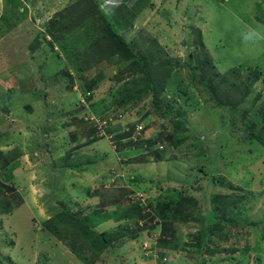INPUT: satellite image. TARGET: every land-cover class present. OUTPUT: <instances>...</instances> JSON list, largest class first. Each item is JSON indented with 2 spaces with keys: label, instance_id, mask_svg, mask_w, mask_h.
I'll return each instance as SVG.
<instances>
[{
  "label": "rangeland",
  "instance_id": "374dc122",
  "mask_svg": "<svg viewBox=\"0 0 264 264\" xmlns=\"http://www.w3.org/2000/svg\"><path fill=\"white\" fill-rule=\"evenodd\" d=\"M131 2L134 5L133 0L117 2L118 33L132 44L141 36L140 48L133 44L136 51L142 49L140 53L151 51L150 40H157L167 57L179 64L177 71L187 86L173 99L158 96L171 112L155 106L149 93L121 105V99L134 95L142 83L143 70L149 68L150 61L142 60L139 66L131 61L133 58L123 61L119 53H105L103 41L109 44V40H102L96 30L75 52L86 70L71 88L72 80L58 74L66 62L59 44L56 49L62 58L56 55L43 62V53L49 52L46 46L41 54L31 53L32 41L42 31L45 38V27L54 29L51 19L69 0H0V83L13 87L9 106L22 107L18 112L16 107H9V117L10 113L15 115L7 122L13 117L19 121L12 123L11 119L9 130L0 129V135L4 132L9 136V140L0 136V179L19 192L15 199L18 206L11 213H0V264H83L63 242L41 228L42 221L58 209L53 196L70 210L94 212L114 209L112 202L120 198L121 204L141 203L138 221L144 227L153 226V233L143 241L113 242L95 264H138L141 257L155 260L150 249L155 248L154 241L163 239L161 229L172 231H167V240L177 246L166 250L164 261L156 260V264H264V170L259 172L264 165V147L247 130L257 126L248 121L255 109L249 110L250 103L264 104V42L246 44L241 35L246 26L264 31V0H154V6L143 15L137 14ZM77 3L87 5L82 0ZM200 41L206 48L199 45ZM206 55H211L210 62L221 80L231 68L242 73L255 70L254 76H258L249 77L253 87L249 93L246 90L245 100L231 104L221 92L212 96L218 76L206 87L193 78L190 64L202 63ZM228 75L225 86L233 81ZM240 81L234 83L239 85ZM166 95L169 97L170 91ZM0 97L4 99L3 94ZM257 111L262 108L257 107ZM137 121L146 122L145 136H159L153 145L143 142L141 148L128 136L125 127L132 128ZM99 122L103 126L96 134ZM88 129L94 133L89 134ZM120 138L122 147L118 145ZM160 144H164L162 158L146 161L148 152L159 149ZM38 160L51 169L44 168V173ZM7 167L9 171L4 170ZM72 168H84L80 181L73 177ZM88 175L90 180L83 177ZM229 184L236 188L232 191ZM134 187L138 189L136 197ZM140 189L145 190L144 196ZM176 190L181 194L176 196ZM228 192L246 196L236 210L239 213L233 216L238 226L230 222L222 228L209 225L213 232H205V238L201 220H195V210L201 216L209 214L208 220H216V214L220 218L225 204L214 197L221 211L214 210L212 196ZM174 197H178V206L193 207L190 218L163 223L158 199L163 206ZM197 204L199 207L194 208ZM165 212L172 217L175 210ZM128 221L120 219L108 226L114 228ZM98 226L110 229L104 228L105 224ZM230 238L237 239L238 244L234 250L224 251ZM246 240L252 245L244 252L240 249Z\"/></svg>",
  "mask_w": 264,
  "mask_h": 264
},
{
  "label": "trees",
  "instance_id": "16d2710c",
  "mask_svg": "<svg viewBox=\"0 0 264 264\" xmlns=\"http://www.w3.org/2000/svg\"><path fill=\"white\" fill-rule=\"evenodd\" d=\"M78 0H69L68 5L64 6L61 11L57 12L53 19H51V23L54 24V29L51 30L45 27V35H50V38L45 39L44 38V31L40 32V37H37L32 41V45L30 46L31 50H41L44 46L48 48L49 52H45L46 57H54V56H60L61 53L57 51V49H54V47H57L59 44V47L63 51L64 59L66 60L64 67L58 71V74L61 76H64L70 81V88L73 87L75 79L77 80L79 75L83 73L85 68V64L83 63V60H80L76 57V51L80 48L79 45L84 44L87 42V39L89 40L91 36H93L94 31H98L99 37L102 38V40H109V44L107 42H104V45H102V50L107 53L110 52L113 54L119 53L120 57L122 56L123 61L130 60L137 63L136 65L142 66V60L143 61H150L149 68L145 71L143 70V73L145 74L142 78V83L138 84V89H134L133 91L134 95L128 98L121 99L120 102L121 105L125 104L127 100L135 99L139 96V94L142 93H149L152 97V103L157 106L160 109H163L165 107V112H171L168 104H161L158 100V96L162 94L165 95L163 98H171L179 93V89L187 90V86L185 82H183L182 75L180 72L177 71L178 63L173 62V60L169 59L167 57L168 53L165 51V48H163L157 40H153V42L150 40V46H152L151 51L147 50L144 51V53H140L142 49L138 52L134 48L139 47L140 41H142V38L140 36L139 40L133 42V44H136L135 47L133 46L132 42H129L121 36L117 31V24L119 22V17L117 15L118 8L117 5L124 4L125 0H82L87 5L86 7L79 6V3H77ZM134 5H131L135 8V11H137V14L143 15L145 12L149 11L154 6V0H133ZM117 2H120V4H117ZM139 3V5H138ZM109 5L106 9L107 12H105V6ZM123 6V5H122ZM132 9V8H130ZM91 10V11H87ZM133 10V9H132ZM88 12V13H87ZM134 17V14H132ZM123 16V15H122ZM118 17V19H117ZM132 17V18H133ZM118 20V21H117ZM123 22H127L123 21ZM48 29V30H46ZM196 29H199V27H196ZM77 30L79 35L77 34ZM200 33V30H198ZM77 34V35H76ZM69 35H74L75 37L69 39ZM201 35V34H200ZM202 36H200L201 38ZM135 39V40H136ZM43 40V42H42ZM57 42V43H56ZM143 42V41H142ZM203 41H200L199 45L205 47ZM150 46H148L150 48ZM206 48V47H205ZM207 52L208 48H207ZM49 55V56H48ZM61 57V56H60ZM62 58V57H61ZM60 58V59H61ZM192 61V59H191ZM190 61V63H192ZM211 61V55H206L204 58V61L198 64L193 63L190 64L191 72L193 73V78L198 79V83L202 86L206 85H212L209 84V82H213V80L216 79L219 74L215 70V65L210 62ZM71 69L73 72H71ZM255 70H249L247 73H242L238 68H231L227 71L228 76H232L233 81L227 82L226 86L224 85L225 79L227 78V74H225L224 79L219 78V84L212 89L211 95L216 96L217 92L222 93V97L224 96L227 103H241L242 99L245 100L249 90L251 89V86L249 84V77L252 75L254 76ZM62 72V74L60 73ZM205 72H207L209 75L206 76ZM259 74V73H256ZM258 75L254 76V79L257 78ZM240 81V84H235V81ZM74 81V82H73ZM248 81V82H247ZM263 82V81H262ZM246 84H249L247 87ZM264 84V83H263ZM230 85V86H229ZM238 86H242L239 88ZM253 87V86H252ZM83 93H85V89L83 87H79ZM248 89V93L245 94L246 90ZM170 91V96L167 97L166 93ZM166 92V93H164ZM181 94L179 93V96ZM222 97L219 98V100L222 99ZM214 98V97H213ZM225 100V102H226ZM262 108V111H257V107ZM254 107V112L251 117H249L248 121L252 125H257L256 129H247L249 132V135H252L251 138L255 139L260 146L264 147V104L260 103L259 105L255 104L254 101L250 103L249 110ZM173 113V112H172ZM174 115L176 113H173ZM181 121H184L181 119ZM137 122H143V121H137ZM146 125V122H143ZM178 125V124H175ZM146 129V126L145 128ZM88 133L91 135L94 133L90 129H88ZM87 133V134H88ZM117 135V134H116ZM129 136V135H128ZM171 137V136H169ZM159 136L155 135L153 136H145V131L142 130V134L137 136V138L133 141L139 144L141 148L145 145L144 143H147L149 146L153 145L152 143L157 140ZM118 145L122 147L124 144L121 142V138L118 139ZM117 140V141H118ZM142 140V141H139ZM159 141V140H158ZM180 140H174L173 142H179ZM141 142V143H139ZM144 142V143H143ZM161 143V142H159ZM157 146V145H156ZM164 148V144L162 145V148L149 151L146 161L150 160H159L162 158L161 151ZM150 159V160H149ZM154 160V161H155ZM229 187L232 189H235L236 187L233 184H229ZM14 186L10 183H4L0 179V213H11L13 211L14 206H18V202L15 201L16 196L19 192H16L14 190ZM16 189V188H15ZM122 189V188H121ZM133 192L136 195L137 187L132 188ZM141 196H144L145 190L140 189ZM171 191V190H170ZM180 190H176V196L181 194L179 192ZM185 195V194H184ZM186 195H188L186 193ZM127 196V195H126ZM128 196H131L130 194ZM164 196V195H163ZM173 197V196H170ZM213 202L214 204V210L220 209V203L225 204V208L223 212L221 211V217L216 214V220H208L207 217L209 214L201 216L199 210H195L197 212V216L195 217V220H201L202 222V228L201 230L204 233L205 232H213V229H208L207 227L209 225L220 226L219 228H222L224 225H227L230 222V225L234 223L235 226H238V221L233 220V216L238 214L239 212L236 211L239 205L241 206L244 204V199L246 196L243 194H233V193H218L213 194ZM218 201H220V203ZM180 198V197H179ZM190 198V197H189ZM53 201L55 202L58 209L51 214L48 218H45L42 221V230L50 236H54L57 240H60L63 242L64 245H66L72 253L83 263V264H95L97 260L100 258V255L103 250H107L108 247L113 245V242H120L123 244V242H127L129 240H136V241H143L146 237L150 236L153 233V226L144 227L142 224L138 221V217L141 215V203L135 205L131 204H121V198L120 200H114L112 202L113 204L119 203L120 206L114 210L113 217L116 220H131L133 222L128 221L126 224H118L114 228L106 229V230H98L97 225H92L96 223L99 220V215L101 213V210H97L94 212L88 211L87 209H74L70 210L67 208L66 204L63 201H57V199L53 196ZM191 199L194 200L193 197ZM116 201V202H115ZM161 200L158 199L157 207L160 208L161 218L163 219V223L167 222L171 224V219L176 220H182L185 221L187 218H190L191 210L193 207L189 206L190 204H186L184 208L178 206L177 203L178 197H174L172 199V202H167L166 205H159ZM53 204V203H52ZM56 207V208H57ZM149 207H152V204L149 205ZM195 207H199V205H195ZM174 208V209H173ZM52 209H48L49 212H51ZM165 210H175V213L172 214L173 216H165L166 212ZM120 211V212H119ZM124 211V212H123ZM126 211V212H125ZM90 212V214L86 215L85 213ZM92 212V213H91ZM199 215L201 218H199ZM180 216V217H179ZM87 217L88 220H87ZM230 217V218H229ZM137 220H136V219ZM78 224L83 225V227H79ZM164 225V224H163ZM215 227V229L218 228ZM171 231V230H167ZM165 231V229H161V233L164 235L163 239L159 238L157 241H154L155 248L150 249V246L148 247L151 252L154 251L155 253V260H158L160 262H163L164 260V252L166 250H172L174 247L177 246L176 243H169L167 240V237L170 236L169 232ZM172 232V231H171ZM207 237V236H206ZM205 237V238H206ZM48 238V237H47ZM140 238V239H139ZM151 238V237H150ZM200 237L197 239L199 240ZM229 241L231 243H228V245L223 248L224 251H231L234 250L237 243V239L230 238ZM245 247H243L240 250H243L244 252H247L249 248L252 245V241L250 243L248 240L245 241ZM157 244V245H156ZM248 245V246H247ZM169 250V251H170ZM259 257L257 258V260ZM156 261V262H158ZM124 264V263H122Z\"/></svg>",
  "mask_w": 264,
  "mask_h": 264
},
{
  "label": "crops",
  "instance_id": "0c3cea01",
  "mask_svg": "<svg viewBox=\"0 0 264 264\" xmlns=\"http://www.w3.org/2000/svg\"><path fill=\"white\" fill-rule=\"evenodd\" d=\"M63 1V0H62ZM66 1V0H65ZM249 10H252V9H250L249 8ZM253 11V10H252ZM54 49H56V47H54ZM31 53H42V51L39 49V50H37V51H31ZM47 55H45V53H43V62L46 60V59H50V57H46ZM49 56V55H48ZM24 57H26L25 55H24ZM43 62H41V64H43ZM30 78H32V77H30ZM31 80V79H30ZM2 83V82H1ZM0 83V84H1ZM3 84V86H1L0 85V95H2L3 94V96H4V99L2 100L1 99V97H0V129H2V128H4V130L7 128L8 130H9V123H10V121H12L11 119H13V121H12V123H14V122H16V121H19V118L17 117V119L16 118H11L10 120H8V122H7V118H10V117H12L13 115H15L14 114V112L13 113H10V117H9V115H8V113H7V110L9 109V107H11L13 110H14V108L16 107L18 110H17V112L22 108L21 106H14V105H10L9 106V95H11V93H12V89H13V87L12 86H10V84H8V85H4V83H2ZM33 86V85H32ZM32 96H33V94H32ZM32 100V99H31ZM16 102L18 103V104H21L22 102H20L18 99H16ZM4 107H5V109H4ZM3 130V131H4ZM0 136H3V137H6L7 138V140H9V136L8 135H6L4 132L3 133H1V135ZM12 137V136H11ZM5 153H8V152H5ZM5 153H3L2 152V155H4ZM40 159V158H39ZM38 162H39V166H41L42 167V169H43V172L44 173H46V171L48 170V168L49 169H51V167H47V165H43V164H41V162L38 160ZM262 164H264V162L262 163ZM44 168H46V169H44ZM82 169H84V168H80V170H76L75 168H72L71 169V172L72 173H74L73 174V177L75 178V179H77V182L78 181H80V180H78L79 179V176H81L80 175V173H82L81 171H83ZM88 169V168H87ZM5 171H9V167H7V168H5L4 169ZM261 170H264V165H262V168H259V172L261 173ZM83 173H87V174H89V172H87V171H84ZM262 174V173H261ZM66 177H68V176H65V178ZM83 177H86V178H89V180H90V178H91V175H88V176H83ZM64 178V179H65ZM82 178V177H81ZM80 178V179H81ZM55 184H56V182H54ZM66 183V182H65ZM121 186V185H120ZM48 196H46V198H47ZM41 200H43L42 198H41ZM41 203H43V201L41 202ZM118 204L119 203H115L114 205L118 208L119 206H118ZM114 208V209H111V210H102L101 211V213H100V215L98 216L99 217V220L96 222V225L98 226V225H101V224H105V227L104 228H106V227H109L108 225H110V224H114V223H117L119 220H116L114 217H113V213L115 212L114 210H116L117 208ZM43 220V219H42ZM99 227V226H98ZM110 228V227H109ZM99 230H101V228H98ZM104 230H106V229H104ZM154 262H155V264H156V260H154L153 258L152 259H149V260H147V258H142L141 257V260L138 262V264H154Z\"/></svg>",
  "mask_w": 264,
  "mask_h": 264
},
{
  "label": "clouds",
  "instance_id": "9594fccd",
  "mask_svg": "<svg viewBox=\"0 0 264 264\" xmlns=\"http://www.w3.org/2000/svg\"><path fill=\"white\" fill-rule=\"evenodd\" d=\"M241 35L246 44L264 42V31L260 30L259 27L246 26V29L241 32Z\"/></svg>",
  "mask_w": 264,
  "mask_h": 264
},
{
  "label": "built area",
  "instance_id": "2783aa9c",
  "mask_svg": "<svg viewBox=\"0 0 264 264\" xmlns=\"http://www.w3.org/2000/svg\"><path fill=\"white\" fill-rule=\"evenodd\" d=\"M80 101H83L82 99L84 98H80ZM120 116H122L121 114H119ZM102 124L99 122V127L97 126V128L95 129V133L98 134L101 131L102 128ZM145 124L143 122H135L133 124L132 128H129L128 126L125 127V131L129 132V137L132 140H135L137 138V136L142 134V130L145 131ZM159 148H162V144H160ZM136 197V195H134ZM131 197V196H130Z\"/></svg>",
  "mask_w": 264,
  "mask_h": 264
}]
</instances>
